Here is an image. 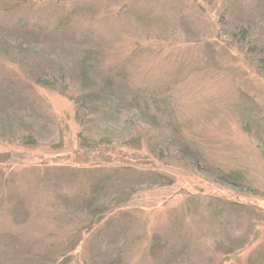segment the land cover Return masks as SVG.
I'll list each match as a JSON object with an SVG mask.
<instances>
[{
	"label": "rangeland",
	"instance_id": "rangeland-1",
	"mask_svg": "<svg viewBox=\"0 0 264 264\" xmlns=\"http://www.w3.org/2000/svg\"><path fill=\"white\" fill-rule=\"evenodd\" d=\"M261 1L0 0V264H264V63L247 50L264 49ZM240 15L249 32L231 39L219 21ZM86 51L94 78L123 77L105 106L119 124L93 116L89 138L68 96L20 64L31 54L71 69ZM104 123L117 145L93 148ZM214 198L238 205L226 222L209 215ZM97 208L104 219L84 233Z\"/></svg>",
	"mask_w": 264,
	"mask_h": 264
},
{
	"label": "trees",
	"instance_id": "trees-1",
	"mask_svg": "<svg viewBox=\"0 0 264 264\" xmlns=\"http://www.w3.org/2000/svg\"><path fill=\"white\" fill-rule=\"evenodd\" d=\"M262 5H264V0L261 1ZM246 24L243 23V21L238 18L236 21H230L228 19L220 20L219 24L223 23V27L226 26V31L229 33V37L232 39L236 35L237 36H243L245 39V35L249 32V21L244 16H239ZM226 23V24H225ZM34 34L32 32L30 33L27 38H33ZM3 41L8 44V40L3 39ZM253 42H249L247 50L251 54H258L255 55L256 61H258L257 66L259 67L261 63H264V57L262 55L264 54V49H259V51H256V47L252 45ZM27 45H32L30 42L27 41ZM90 54V55H89ZM91 54H93L90 51H86V53H83V56L80 57L78 63H75V65H72L71 69L66 68L64 65L59 66L53 60L50 58H38V61L35 62V58H33L30 54L29 59H24L21 57L22 61H20L21 66L25 69L27 80L35 84L38 87H42L45 89H56L60 88L59 91L62 95L68 96V98L73 102V105L75 107V114H76V121L78 123L79 129H81L82 133L85 134L86 132V138L91 137L88 133L87 128L89 127L93 116H103L105 119H109V117L114 118L117 124H119L120 121V113L117 112V106H114V108L111 109V113L106 111L105 106L109 104L111 101V98L113 95H117L119 92L122 76L120 73L117 72H104L99 78L93 77V70L96 68L95 58L93 56L91 60ZM50 65H48V63ZM264 66V65H263ZM66 71L64 70V68ZM97 73V72H96ZM60 81L61 86L57 87L54 81ZM70 86L76 87L75 90H70ZM102 97V99H101ZM101 99V100H100ZM117 105H122L119 102ZM130 105L134 106L135 111L139 112V117L143 119V125L147 128H151L153 125V122L155 121L150 114H148L143 108L139 106L136 102H131ZM147 106V102H146ZM127 107V106H126ZM128 108V112L130 110V107ZM107 123H104L103 126L99 128L98 133L96 134L95 139H97L95 142H88L93 148L99 147V146H105L110 147L113 145H117V142H115L114 137L112 135H117V133L114 131L115 127L111 126V128L107 127ZM170 124L168 123V126ZM133 129L134 135H140L139 131H136L133 127V125L130 126ZM173 132V131H172ZM123 133V132H121ZM120 134V133H119ZM84 135V136H85ZM132 134L129 132L128 135L124 136L122 135V139L125 141V143H136L138 141V138H131ZM84 139L82 141V144L87 145L88 139ZM178 143V142H176ZM181 145H180V144ZM179 148L176 150V152L186 159L187 161L193 163L195 162V158H198L196 153L191 149V146L188 142L184 143L183 141H179ZM97 145V146H96ZM153 148V147H152ZM155 149L152 150V152H155ZM96 150V149H95ZM262 157L264 158V151L261 152ZM194 167L198 168V166ZM101 169V167H100ZM205 173L211 175L215 178L216 181H218L220 184L225 186H232L235 188L240 189L241 185H244L245 180L241 173L238 171H232L226 173L223 170L215 169L209 170L205 168ZM113 173V174H112ZM111 174H108L105 177V180L103 181H109L111 180L112 175L119 174V170L117 169L115 172H112ZM92 197V200L83 202L84 209H89L92 205L94 200ZM213 203L209 205L208 210L210 211L209 215L216 219V218H225L226 220L230 219L232 217L233 213H236L237 210V204L233 202H228L220 199L214 198ZM106 208H97L90 212L91 215V221L88 223L87 227L84 230V233L86 230H92L91 228L95 225H98L101 223V221L104 219L105 214L104 211ZM89 215V213H88ZM227 251L224 256H227Z\"/></svg>",
	"mask_w": 264,
	"mask_h": 264
}]
</instances>
